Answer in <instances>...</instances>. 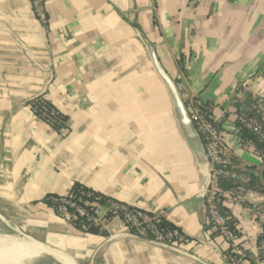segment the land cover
Instances as JSON below:
<instances>
[{
  "label": "crops",
  "instance_id": "1",
  "mask_svg": "<svg viewBox=\"0 0 264 264\" xmlns=\"http://www.w3.org/2000/svg\"><path fill=\"white\" fill-rule=\"evenodd\" d=\"M43 4L46 22L30 0H0V237L40 246L23 264H230L226 242L205 227L190 155L137 33L154 45L189 106L209 103L227 159L259 173L262 162L239 143L235 116L249 96L264 102V0ZM240 84L249 96L235 91ZM41 95L67 116L66 132L31 111L29 101ZM75 182L122 204L164 210L191 242L138 236L119 218L107 220L104 234L75 228L43 202L68 195ZM243 197L224 205L246 263L259 264L264 193Z\"/></svg>",
  "mask_w": 264,
  "mask_h": 264
},
{
  "label": "built area",
  "instance_id": "2",
  "mask_svg": "<svg viewBox=\"0 0 264 264\" xmlns=\"http://www.w3.org/2000/svg\"><path fill=\"white\" fill-rule=\"evenodd\" d=\"M34 16L41 22L46 21V12L44 9L43 0H30ZM235 91L240 96L249 95L250 87L246 84H240L235 87ZM250 114L243 112L237 113L235 118L241 127L249 130L258 142L261 144V149L256 154L261 160L264 158V102L262 99L255 97L249 104ZM191 117L193 122L196 121L199 130L203 133L206 140V155L211 163V176L209 187L203 199L205 208L213 223V229L217 230L226 240L234 238V232L229 227V216L221 214L217 208V201L223 198V203L243 204L244 197L241 195H233L230 192H223L219 185L220 178H232L240 181H247V176L228 168V159L226 157L227 143L226 136L217 121L212 115L202 112L197 106L191 107ZM35 115V114H34ZM42 120V119H41ZM68 125V122H67ZM67 127L62 126L59 131L66 132ZM239 141V139H238ZM247 144L253 146L248 139ZM258 174L257 172H254ZM99 195H102L98 193ZM104 196V195H103ZM105 202H96L91 204V208L87 209L79 202L71 199L69 196L59 198L58 211L61 218L67 222L72 220L85 221L82 222L83 228L91 223L99 230L104 229V224L107 222V214L111 213L113 218H119L128 230L138 236L151 238L170 246H182L189 244L191 238L182 231L178 226L173 225L172 228L162 226L163 220H167L165 211L160 210L156 213L149 212L135 206L122 204L117 200L104 196ZM259 202V201H257ZM257 202L251 204L253 209H257ZM254 209V210H255ZM102 213V214H100ZM71 224V223H70ZM238 230L237 224L234 225ZM264 230V229H263ZM259 249L264 250V238L259 240ZM234 254L228 259L230 264H247L245 254L239 247L233 248ZM259 264H264V255L259 260Z\"/></svg>",
  "mask_w": 264,
  "mask_h": 264
},
{
  "label": "trees",
  "instance_id": "3",
  "mask_svg": "<svg viewBox=\"0 0 264 264\" xmlns=\"http://www.w3.org/2000/svg\"><path fill=\"white\" fill-rule=\"evenodd\" d=\"M46 22V21H45ZM177 82V81H176ZM249 96V95H248ZM247 97V96H246ZM252 98V99H251ZM253 97L245 98L243 103L244 106H242L237 113L243 112L246 114H250L249 110V104L251 101H253ZM186 104L188 108L190 109L189 103L186 101ZM30 109L31 111L40 119H42L44 122L48 123L50 126H52L54 129L59 131V129L62 126H66L68 128L67 122L68 118L63 113H61L45 96H37L29 101ZM194 105H196L202 112L210 114V105L208 102H199L198 100H195ZM236 126H237V137L239 139V143L242 145V147L247 146V140L250 139L251 144L254 147V150L256 152L260 151L261 144L258 142L257 138L249 132L244 127H241L239 123L237 122L235 118ZM219 128L220 125L217 122ZM194 125L196 127V130L198 131L202 144L204 145V148H206V140L203 135V133L199 130L198 125L196 121H194ZM228 168L233 169L234 171H237L238 173H241L245 176H247V181H240L237 179L232 178H220V187L223 192H230L233 195H241L243 196L244 192L247 190H253L257 191L259 193H264V158L262 159V165L263 169L259 171L258 174H255L253 170H249L248 168L241 166L239 162L235 158L228 157ZM71 199L79 202L81 205L85 206L87 209H90L92 206L91 204L93 202H96V197L99 196L98 202L104 203L105 197L103 195H99L97 192H94L93 190L87 188L86 186L75 182L72 185V188L70 189V192L68 195ZM223 198H219L217 201V208L221 212V214L229 216L228 225L234 232V238L231 240H226L217 230H214L211 234V236L214 237H220L222 242H226L227 247L224 251L227 259H230V257L234 254L233 248L239 247L237 240L240 239L241 235L239 230L235 229L236 219L232 215V213L226 208V206L223 203L224 196H221ZM59 198L58 196H45L43 198V202L45 205L50 208L56 215L60 216V213L58 211L59 206ZM207 215V222L205 224V227L207 229H210L213 227L212 220H210V216L206 210ZM113 218V215L111 213L107 214V220H110ZM82 222L85 221H78V220H72L70 223L77 229L93 233V234H104V230H99L97 227H95L93 224L89 223L87 224L86 228H83ZM162 226L165 228H172L173 224H171L167 220H163ZM264 238V230L259 234L258 241H257V248L259 250L260 259L264 255V250L259 249V240L261 238ZM151 239V238H150Z\"/></svg>",
  "mask_w": 264,
  "mask_h": 264
},
{
  "label": "water",
  "instance_id": "4",
  "mask_svg": "<svg viewBox=\"0 0 264 264\" xmlns=\"http://www.w3.org/2000/svg\"><path fill=\"white\" fill-rule=\"evenodd\" d=\"M137 35L141 43L143 44L144 50L150 60L152 70L166 90L170 101L171 122L173 128L180 136L181 140L184 142L188 150L198 179L197 195L203 198L209 187L211 163L207 158L204 145L202 144L200 135L196 130V127L192 120L190 109L186 104L184 95L179 89L176 80L162 65L156 53L154 45L142 32L138 31ZM74 263L79 264L75 261Z\"/></svg>",
  "mask_w": 264,
  "mask_h": 264
},
{
  "label": "bare ground",
  "instance_id": "5",
  "mask_svg": "<svg viewBox=\"0 0 264 264\" xmlns=\"http://www.w3.org/2000/svg\"><path fill=\"white\" fill-rule=\"evenodd\" d=\"M41 251L31 239L0 237V264H23V259H31Z\"/></svg>",
  "mask_w": 264,
  "mask_h": 264
},
{
  "label": "rangeland",
  "instance_id": "6",
  "mask_svg": "<svg viewBox=\"0 0 264 264\" xmlns=\"http://www.w3.org/2000/svg\"><path fill=\"white\" fill-rule=\"evenodd\" d=\"M190 108H191V106H190Z\"/></svg>",
  "mask_w": 264,
  "mask_h": 264
}]
</instances>
